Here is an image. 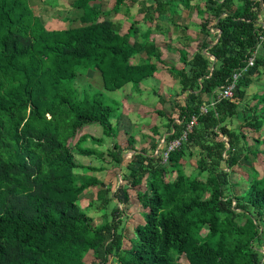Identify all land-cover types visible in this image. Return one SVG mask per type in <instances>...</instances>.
I'll list each match as a JSON object with an SVG mask.
<instances>
[{"label": "trees", "instance_id": "1", "mask_svg": "<svg viewBox=\"0 0 264 264\" xmlns=\"http://www.w3.org/2000/svg\"><path fill=\"white\" fill-rule=\"evenodd\" d=\"M92 1L71 0L76 16L52 30L32 0H0V264H264V175L243 163L264 158V91L248 94L264 68V0H114L113 13L136 5L146 23L180 5L196 9L202 35L192 54L181 52L183 68H171L177 98L157 94L168 129L163 149L156 154L159 141L149 137V150L129 140L108 153L109 165L126 169L114 189L89 175L107 172L105 153L83 147L85 138L71 144L85 126L113 136L122 107L106 92L139 89L158 72L151 58L163 62L162 52L149 28L145 42L131 40L140 17L123 33L122 22ZM141 54L147 59L134 62ZM91 71L101 91L77 87L80 73ZM231 84L233 97L219 100ZM195 156V172L186 175ZM236 167L255 174L234 180ZM92 188L105 214L98 225L79 206ZM132 201L146 209L145 220L121 229Z\"/></svg>", "mask_w": 264, "mask_h": 264}, {"label": "rangeland", "instance_id": "2", "mask_svg": "<svg viewBox=\"0 0 264 264\" xmlns=\"http://www.w3.org/2000/svg\"><path fill=\"white\" fill-rule=\"evenodd\" d=\"M70 1V0H69ZM69 1L68 6H69ZM51 5L52 3L49 2ZM41 5V4H40ZM72 7V4H70ZM43 8V7H42ZM52 7L50 8H44L43 10H47V12L53 11ZM37 9H35L36 11ZM40 7V11H41ZM130 11V9L128 10ZM47 12L42 15V18L44 20V23L47 22L46 18L44 17ZM124 12V11H123ZM123 12L120 14L122 17L115 19L118 21L122 22L123 25V32L125 31L126 28L130 26V21L126 20L125 17L123 16ZM37 14H40L39 11H36ZM75 10H72V16L75 15ZM126 13V12H124ZM43 14V11H42ZM69 16H71L69 14ZM76 16V15H75ZM45 18V19H44ZM141 19V18H140ZM263 22V21H262ZM264 23V22H263ZM65 26H68L67 21L65 22ZM148 26V24H147ZM215 33L216 30H213ZM191 50V49H190ZM182 52V51H181ZM180 52V54H181ZM193 52V49H192ZM177 54V53H176ZM168 67H173V65H169ZM80 77L77 80L78 86L80 89H87L90 88V91H101L102 90V81L100 74L94 71L88 72V73H80ZM166 79L159 78L158 81L161 82L160 87L164 81L165 84H167L168 87H171L173 85L172 79L166 76ZM157 81V80H156ZM153 83V82H152ZM152 83L148 84L147 87H150ZM156 84V83H155ZM152 87V86H151ZM158 89L159 93H163V89L160 88ZM254 89L253 87H251ZM250 88V91L252 89ZM138 91V89H135ZM140 90V89H139ZM144 90L149 91L147 88ZM176 94L178 92L174 90ZM142 95H143V90L141 89ZM132 93L135 92H130L129 88L125 89L124 91H119L117 93L113 92H106L107 98L110 101H118L122 107L121 113L122 117L119 120V123L114 126V132L113 136L107 137L103 134V129L99 125L95 126H85L83 127L79 133L77 134L75 140L72 142V146L76 144V142L82 138H85V143H83V147H89L95 150L103 151L105 153V162L103 163V167H106L108 170L107 172H93L89 173V175H93L99 180H102L105 183L112 184L113 189L116 188L117 184L120 183L122 184V178L119 177L121 173L119 172L122 169V172L125 173L126 169L123 168V166H118L117 164H112L113 166L109 165L111 158L108 156V153L111 151L113 146L115 144H119L124 148H129L131 145L128 143L129 140L134 144L135 148L137 150H140L141 148H146L147 150L151 149V139L149 137L154 138L155 140L159 141V149H163V144L165 143V136L168 132V129L164 127L163 129H159L158 134L153 133V127L154 126H160V124L164 121L160 119L158 114L155 112V110L158 107H161V105L157 104L154 105L156 108L155 110L151 107L153 104L150 102V98H153L151 95L150 97H146V99L150 102L148 105H142L140 102L136 99H133ZM148 94V93H147ZM146 96V94H145ZM154 99V98H153ZM155 100H157L155 98ZM166 109L169 111L168 105L165 106ZM165 110V109H164ZM118 113V112H117ZM150 115L149 120L146 118L145 115ZM119 115V113H118ZM159 117V118H158ZM162 121V122H161ZM236 123V120H235ZM162 127V125H161ZM249 136H254L256 137L257 134H254L253 132H248ZM94 139H99L101 140V143H96ZM251 141V140H250ZM169 147V146H168ZM132 151L128 150L124 153V162L129 160L132 156ZM77 159L84 165H98L99 163L92 160L93 157L87 158V157H80L77 156ZM197 159L198 156H195L194 159L186 161L185 168H184V173L186 175H190L195 172V169L197 167ZM253 163L244 161V165L246 164V167L252 166L254 170H256L255 173H251V171L248 168H239L236 167L234 170V173L232 174V178L234 180H239V179H245V180H250L253 178V174L261 178L264 175V158L262 155H260L257 159H252ZM252 174V175H251ZM119 181V182H118ZM97 188H92L89 189L88 191L85 192L84 196L82 197V200L79 203V206L88 214L93 219V222L95 224H102L104 222L103 217L105 214L97 209L98 205L100 204L98 200L96 199V193H97ZM133 199L136 197L135 193L132 192ZM130 205L126 206V214L129 216V219L127 222H125L122 226V228H128L131 230L134 226L141 224L145 220V214H146V209L144 211L142 210L141 206H139V203L137 201H132ZM115 204V202H113ZM112 206L110 207V209ZM109 212L106 211V215ZM109 221V219H108ZM93 261L91 255H88L86 257V262L91 263ZM181 264H187V261L185 258H180L178 260Z\"/></svg>", "mask_w": 264, "mask_h": 264}, {"label": "crops", "instance_id": "3", "mask_svg": "<svg viewBox=\"0 0 264 264\" xmlns=\"http://www.w3.org/2000/svg\"><path fill=\"white\" fill-rule=\"evenodd\" d=\"M68 1L69 0H32V2L34 3V8L39 11L40 14L38 15L40 16L44 15V13L47 12L46 9L43 10L44 8L51 9L52 7H54L53 11L47 12V14L44 16L47 20V22H45L47 28L52 30L59 29V27L61 26H65L66 25L65 22L67 21L66 19L70 17L69 14L70 15L72 14V10L74 11V9L70 6L71 0L69 1V6L67 3ZM49 2H51L52 4L50 5ZM92 4L98 7L99 9H101L103 12H105V14L107 12H112L114 8V0H95L92 1ZM40 7L42 9L41 11H40ZM144 12L145 11H143V13ZM138 13H139L138 6L136 5L135 7H131L130 11L125 13V16L123 12V16L125 17L126 20L130 21V25L134 20L138 19V17L141 18L138 26V29L139 31H141V33L138 32L135 35L134 39L132 38L131 40L132 41L137 40L138 42H145L146 36L143 35V33L146 30V28H149L152 31V33L150 38H148V40L150 39V41L155 42L156 45L159 47V49H161L163 62L160 63L154 57L151 58V61L156 63L158 67V72L155 74V76L145 80L141 84L139 88L140 90L138 89V91L133 89L131 86L128 88L130 92L132 91L135 92V95L134 93H132L133 99L135 100L137 99L142 105H148L151 102L153 104V106L151 107L155 110L156 108L154 107V105H156V103L159 101L157 94L161 95V97H164L166 100H170L177 98V94L174 90H176L178 94L180 93L181 87L175 80L174 75L171 73L172 67L170 68L168 66L173 65V67L176 69L183 68L184 65L181 62L180 52L187 51L188 53L192 54L193 53L192 49L193 51L195 50L196 44L202 38V35H200L201 16L196 9H186L183 7V5H180L175 13L173 11H170L165 16H159L158 19L155 20L153 23H149V22L146 23L143 20L145 15L144 14L138 15ZM120 14H115L112 12L111 16L114 19H118L122 17V15ZM261 18L262 21H264V11L261 13ZM129 28L130 26L126 28L123 33H127ZM183 28H188V29L186 31L184 30L182 31ZM144 59H147L146 55L141 54V55H137L133 59V61L138 62ZM166 76H168V79L169 78L172 79L173 85H171V87H168L167 84H165L163 81L160 87L161 82L158 81V79L159 78L166 79L167 78ZM147 83L148 84L152 83L151 85L152 87L151 86L147 87L146 86ZM159 87L163 89L162 94L158 92ZM251 87H253L254 89H252ZM145 88L150 90V92L149 91L146 92V90H144ZM250 88L252 89V91H250V89L248 91L250 98L258 92V89L259 91L262 90L264 91V68L261 69V74H259L257 77L254 78V81L250 86ZM141 89L143 90V95L142 92H140ZM150 95L154 99L150 98L151 101L149 102L146 99V97H150ZM155 98L157 100H155ZM157 104H159V102ZM160 109L161 107H158L155 110V112L157 113V111ZM164 109L168 111L166 107H164ZM145 116H146L145 119L147 118L149 120L150 115L148 114ZM162 121L160 126L156 125L154 127H158L160 130L163 129L166 126L165 123L167 122H165V120L163 119ZM159 148L160 147L158 146L156 154L158 153V150H160Z\"/></svg>", "mask_w": 264, "mask_h": 264}, {"label": "built area", "instance_id": "4", "mask_svg": "<svg viewBox=\"0 0 264 264\" xmlns=\"http://www.w3.org/2000/svg\"><path fill=\"white\" fill-rule=\"evenodd\" d=\"M262 40H264V37H262ZM255 63V56H252L250 59H249V62H248V65L249 66H253ZM241 76V74H236L234 75V81H237L238 78ZM234 90H235V85L234 84H231L227 87H225L222 92H220L219 94V100H222V99H230L233 97V94H234ZM202 112L203 113H206L207 112V107H203L202 108ZM196 123V119L193 118V121L191 123V125L189 126L190 128L192 127L193 124ZM180 141L179 140H176L174 142H172L169 147H168V150L167 152L164 154V160L166 161L167 158H168V153L172 150H174L175 148L179 147L180 146Z\"/></svg>", "mask_w": 264, "mask_h": 264}]
</instances>
